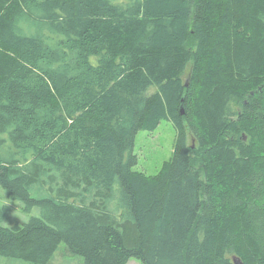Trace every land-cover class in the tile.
I'll use <instances>...</instances> for the list:
<instances>
[{"label": "trees", "instance_id": "trees-1", "mask_svg": "<svg viewBox=\"0 0 264 264\" xmlns=\"http://www.w3.org/2000/svg\"><path fill=\"white\" fill-rule=\"evenodd\" d=\"M0 185V256L264 264V0H0Z\"/></svg>", "mask_w": 264, "mask_h": 264}, {"label": "rangeland", "instance_id": "rangeland-1", "mask_svg": "<svg viewBox=\"0 0 264 264\" xmlns=\"http://www.w3.org/2000/svg\"><path fill=\"white\" fill-rule=\"evenodd\" d=\"M154 87L150 90L152 91ZM175 130L169 120H162L154 130H139L136 133L133 151L137 155V164L134 169L148 175L156 174L164 161L168 160L172 153ZM7 137V135H5ZM9 141V140H8ZM188 141L193 143L192 139ZM42 187L44 189H42ZM32 197L46 194L47 185L39 183L30 186ZM7 204L10 210L4 215L1 222L3 226H12L15 222L29 220L31 216L40 215L38 207H32L29 211L24 209L25 204L20 200L11 199L0 185V206ZM83 258L70 253L65 242H61L54 252L48 264H81ZM0 264H35L32 261L0 256ZM126 264H142L136 258H130Z\"/></svg>", "mask_w": 264, "mask_h": 264}, {"label": "water", "instance_id": "water-1", "mask_svg": "<svg viewBox=\"0 0 264 264\" xmlns=\"http://www.w3.org/2000/svg\"><path fill=\"white\" fill-rule=\"evenodd\" d=\"M181 112H183V110H181ZM243 137L245 139V136H243ZM232 260H233L234 264H242V261L238 256L233 255Z\"/></svg>", "mask_w": 264, "mask_h": 264}]
</instances>
